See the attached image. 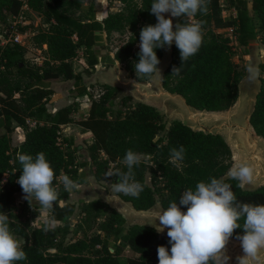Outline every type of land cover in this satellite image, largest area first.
Wrapping results in <instances>:
<instances>
[{
    "label": "trees",
    "instance_id": "trees-1",
    "mask_svg": "<svg viewBox=\"0 0 264 264\" xmlns=\"http://www.w3.org/2000/svg\"><path fill=\"white\" fill-rule=\"evenodd\" d=\"M83 0H74L80 8ZM126 5L125 11H106L99 20L92 9L86 21L75 19L65 14L57 2L52 0H27L28 7L41 14L49 24L48 30H38L32 37V45L42 50L44 64L31 67L25 64V49L14 44L0 47V115L5 122L6 133L0 135V213L7 208L27 207L30 203H18L19 194L23 193L17 183L22 175V165L17 160V153L36 156L43 152L55 172L53 186L58 187L62 174L80 185L87 179L78 175L75 166L74 151L67 150L74 144L73 139H64L62 128L71 123L78 124L86 132L93 135L94 142L90 146L89 166L92 175L99 181H110L106 176L110 166L115 165L116 173L127 172L122 162L127 150L141 154L139 165L134 166L135 180L143 185L139 197L117 193L121 200L130 203L136 210H148L157 202L167 209L171 202H177L183 192L191 188L195 190L200 181L210 182L209 178L223 179L230 184L237 201L249 204H264V186L247 191L240 182L227 177L234 166L233 152L221 135H206L184 126L181 121H174L167 127L163 115L153 105L144 102L133 103L131 95L118 98L119 87L102 84L98 100H93L88 115L74 121L73 115L77 105L71 103L60 108L56 113L48 109L53 91L48 89L51 81H75L78 87L84 83L81 73H75L73 61L78 58L80 49H84L87 74H91L101 64L99 49H105L103 33L127 31L131 33L129 40L115 54V60L121 63L139 62L137 44L140 32L147 25H155L156 17L151 13L153 0H108ZM222 0H209L208 13H197L194 17H175L179 24L202 23L203 42L198 53L182 62L180 50L172 46V62L166 69L164 87L183 95L188 103L200 111L224 112L235 106L239 98V84L245 72L234 61L238 48L248 50L258 39V32L264 31V0H229L236 16L228 19L232 29L231 35L217 32L218 14ZM26 2L24 0H0V21L7 17L20 16ZM254 15L259 20L256 25ZM166 18V17H165ZM259 27V29H258ZM22 31L26 27H21ZM76 38V40H75ZM46 47V49H45ZM168 47L155 49L160 66ZM26 78L23 104L14 96L19 91L12 84V69ZM135 69V65L131 67ZM173 68H179V74H172ZM263 88L258 97L256 110L251 124L258 135L264 138V63L259 65ZM151 77L139 76V82H148ZM81 87L80 93H85ZM33 117L36 126L29 128L27 119ZM45 123H41V121ZM13 121L25 128V140L19 147L12 146L10 133ZM66 146V148H65ZM183 146L184 159L178 165L170 162V150ZM152 175L151 184L146 174ZM115 183L119 177H113ZM58 201L54 204L50 215L64 227L32 228L26 231L22 213L9 217V228L21 242L27 259L14 264H121L119 256L128 247L137 256L127 259L126 264H159L157 249L165 246L169 250V237L159 233L155 228L135 224L127 226V220L107 201L96 199L85 203L81 209L83 217L77 225V232L83 236L67 245L56 246L58 235L71 233V219L76 213V204L68 202L70 193L64 187L58 191ZM26 195V194H25ZM160 196L158 200L157 197ZM60 200L64 204L59 203ZM39 210L40 205L36 206ZM181 210H187L181 206ZM106 217L104 231L101 235L89 234L95 230L101 218ZM238 223L241 228L234 230L232 239L243 235L244 219ZM238 240V239H236ZM120 243L111 251L109 244ZM101 245V249L96 246ZM57 249L55 253L50 250Z\"/></svg>",
    "mask_w": 264,
    "mask_h": 264
},
{
    "label": "clouds",
    "instance_id": "clouds-1",
    "mask_svg": "<svg viewBox=\"0 0 264 264\" xmlns=\"http://www.w3.org/2000/svg\"><path fill=\"white\" fill-rule=\"evenodd\" d=\"M209 0H153L151 13L157 23L147 25L140 32L139 62L135 65L137 77H151L159 72L155 49L170 48L173 43L180 50L182 62L198 53L203 42L202 23L176 24L173 30L171 17H194L198 12L208 13ZM119 63V61H118ZM249 80L255 79L258 69L249 66ZM179 74V68H173L172 74ZM185 149L183 146L170 150V162L178 165L183 161ZM17 160L22 165V175L17 183L21 186L25 199L31 205L34 198L40 205L39 212L45 217V230L54 227L58 221L50 215L59 193L53 186L56 178L54 169L43 152L35 157L17 153ZM141 154L127 150L123 163L127 172L116 173L119 182L112 184L115 193L139 197L144 190L143 185L135 180L133 168L139 165ZM231 178L240 182L241 186L253 182V169L242 165L233 167L229 173ZM113 173H106L110 177ZM61 182L66 192L73 193L80 188L78 182L63 175ZM210 182L200 181L195 190L187 189L177 202H171L169 207L158 214L162 227L168 229L170 252L165 246L157 249L159 264H228L225 247L234 230L241 228L238 221L243 218V235L236 237L241 242L244 255L238 258V264H256L264 256V204L240 203L231 186L223 179L209 178ZM61 205L64 204L60 200ZM181 206L187 208L181 211ZM27 255L22 250L21 242L10 231L9 217L0 213V264H14L26 260Z\"/></svg>",
    "mask_w": 264,
    "mask_h": 264
},
{
    "label": "rangeland",
    "instance_id": "rangeland-1",
    "mask_svg": "<svg viewBox=\"0 0 264 264\" xmlns=\"http://www.w3.org/2000/svg\"><path fill=\"white\" fill-rule=\"evenodd\" d=\"M26 4L24 5L20 16H22L21 21L17 22V20L13 17H7L6 19H1L0 21V47L13 46L12 42L9 39L16 34H23V48L25 49V54L23 56L24 62L26 65L31 67H38L44 64V57L42 50L36 49L32 45V37L38 30H48L49 24L45 17H43L38 12L32 11L28 5L27 0H24ZM140 3V0H135ZM52 2H57L59 4V8L67 15L81 20L86 21L89 17L92 9L96 11V16L99 20L102 19L103 13L106 11H111L113 13L119 11H125L127 9L126 5L120 2H110L108 0H83L82 6L78 8L74 4V0H52ZM221 10L218 14V19H220L219 24L215 27L217 32L231 35L232 29L229 26L228 19H231L236 16L235 10L230 6L229 0H222ZM252 0H249V6L251 7ZM166 18H171L173 20V25L175 30V25L179 24V19L175 17H171L170 13L164 14ZM255 23L259 26V20L256 15H254ZM17 23V24H16ZM21 27H26L25 31H22ZM259 29V27H258ZM131 36L130 32L127 31H112L103 33V41L102 43L105 45V49H99V53L101 56V64L98 66L96 70H93L91 74H87L86 70V59L84 57V49H80L79 56L77 59L73 61V69L75 73H81L84 78V83L79 87L75 83V81H51L48 83V88L53 91V96L48 104V109L51 113H56L58 108L62 105H69L74 103L77 105V111L73 115L74 121L81 120L88 115L89 109L91 107L93 100H98L101 94V85L102 84H110L119 87L120 91L118 94V98H122L127 95H131L133 97V103L144 102L150 105L155 106L160 113L164 117V121L167 127L171 126L174 121H181L182 118L174 113H170L165 105H162L157 100H152L146 97V93L161 91L164 89L163 78L165 77V70L169 67L172 62V46L166 50L164 53L163 60L158 67L159 72L157 71L154 77L145 85H141L135 79L136 71L133 70L132 64L136 65L135 60L132 63H121L115 60V54L117 51L126 44ZM76 40V38H75ZM140 41L137 44V50L140 51ZM46 49V47H45ZM234 61L239 65V68L245 72L244 78L249 77V73L247 71L249 66H253L258 69L259 75L255 78L256 80L261 78V73L259 70V65L264 63V31L258 32V39L256 42H253L247 52L243 48H238L236 54L234 56ZM4 72V67L0 69V76ZM11 82L13 85H17L19 87V91H17L14 96L19 100L21 104H23V97L25 95V86L27 84V79L23 78L16 68L12 69V77ZM81 87H85V93H80ZM166 90V89H164ZM0 96H3L0 94ZM235 106L231 109L232 111L237 107ZM1 106V105H0ZM230 110V111H231ZM226 113H207L208 116H221ZM41 123H45V121H41ZM29 128H34L36 126V120L33 117H29L27 119V124ZM6 133L5 122L3 117L0 115V135ZM26 130L25 128L19 126V124L13 121V131L10 133L12 139V146L19 147L25 140ZM62 135L64 139H73L74 144L71 147H67V150L73 152L75 158V166L78 169V175L84 176L87 179V183L81 188L80 191L76 189L73 191L77 194H74L68 202H72L76 204V213L71 219V233H63L61 232L57 240L55 241L56 246L59 248L61 245H67L73 242L76 239L81 238L83 235L77 232V225L83 217L81 213V209L83 205L89 201L96 199H104L110 203L114 208L122 207L121 205H125L127 209L123 212V209L120 208L118 211H122V215L127 220V226H132L135 224H145L148 221L146 220L149 214L160 213L161 205L159 202L155 205V209L151 211V213H147L145 215L139 216V214H127L130 212L131 204L126 203L120 199V197L112 190L111 185L115 184L113 181V177L116 174L115 165H111L109 172L113 173L110 176V181H99L93 175L89 168V166H84L86 163L90 161V146L93 144L94 139L93 135L90 132H86L83 128H81L76 123H71L62 128ZM66 148V146H65ZM239 158V157H237ZM235 158V164H237L238 159ZM234 167V166H233ZM108 172V173H109ZM67 175V174H62ZM61 176V177H62ZM68 176V175H67ZM60 177V178H61ZM146 180L149 184H151L152 175L147 172ZM63 188V184L59 182L58 187H56L57 191ZM160 199V196L157 197ZM18 203L19 200L17 201ZM24 202V201H22ZM39 203L33 198L31 200V205L29 204L27 207L17 206L16 208H7L3 212L8 216L12 214H16L18 212L22 213V221L23 225L26 226V231L29 232L32 228L44 227L45 226V217L35 208ZM131 215V216H129ZM152 216V215H151ZM143 217L144 219H141ZM150 219H153L151 217ZM106 217L101 218V220L96 225L95 230L89 234V237L93 235H101L102 238H105L106 232L104 231ZM153 224V223H151ZM65 222L57 223L56 227H64ZM158 232L164 235H167V229L161 231L160 228H157ZM14 235L15 233L11 231ZM16 237V235H15ZM17 238V237H16ZM120 245V243L109 244V247L112 252H114V248ZM96 249H101V245L96 246ZM124 252L119 256V260L121 264H126L127 259L131 257L137 256L131 249L128 247L124 248ZM57 249L50 250L52 253H55Z\"/></svg>",
    "mask_w": 264,
    "mask_h": 264
},
{
    "label": "water",
    "instance_id": "water-1",
    "mask_svg": "<svg viewBox=\"0 0 264 264\" xmlns=\"http://www.w3.org/2000/svg\"><path fill=\"white\" fill-rule=\"evenodd\" d=\"M137 82L141 85H145L149 81ZM262 88L263 81L261 78L260 80H249V78H243L239 84L237 107L233 111L231 110L232 108L230 109L231 111H224L223 113H226L224 115L214 117L208 116L207 113L222 112L200 111L196 107L190 105L183 95L173 93L165 87L164 89L166 90L162 89L161 91L146 93V97L152 100H157L162 105H165L170 113L180 116L182 118V124L193 131L203 132L206 135L223 136L230 146L233 155L234 152L239 155L240 160L234 165V167L242 165L252 167L253 182L251 184L243 185V189L247 191H254L264 186V138L257 134L251 124V118L256 110L257 100ZM227 177H230V175L228 174ZM121 206L122 207L115 208H118V210L122 208L124 213L128 212L125 211L127 209L124 207L125 205ZM154 209L155 206L148 210H136L131 205V209H128L130 212L127 214H131V212H133L132 214L138 213L139 216H142L147 213H151ZM164 210L166 209L161 206V212ZM181 211L186 212L185 210ZM118 212L121 213L122 211ZM158 214L159 213H154V215L149 214L146 218L148 222L141 225L149 226L155 228L156 230L157 228L162 227L158 221ZM151 217H153V219H150ZM141 219L144 218L141 217ZM224 251L225 255L229 258L228 264H238V258L244 255L241 242L232 238L229 239ZM256 264H264V256H261L260 260L257 261Z\"/></svg>",
    "mask_w": 264,
    "mask_h": 264
},
{
    "label": "built area",
    "instance_id": "built-area-1",
    "mask_svg": "<svg viewBox=\"0 0 264 264\" xmlns=\"http://www.w3.org/2000/svg\"><path fill=\"white\" fill-rule=\"evenodd\" d=\"M21 18H22V16H19V17L15 18V19L17 20V22H20V21H21ZM16 24H17V23H16ZM23 37H24V35L21 34V33L16 34L15 36H12V37L9 39L10 41H8L7 43L12 42L13 44H18V45H20V46H23V40H22Z\"/></svg>",
    "mask_w": 264,
    "mask_h": 264
},
{
    "label": "crops",
    "instance_id": "crops-1",
    "mask_svg": "<svg viewBox=\"0 0 264 264\" xmlns=\"http://www.w3.org/2000/svg\"><path fill=\"white\" fill-rule=\"evenodd\" d=\"M254 42H256V41H254ZM49 88H53V87H49ZM65 106H67V105H62L60 108H62V107H65ZM60 108H58L57 110H59ZM85 184H83L80 188H78V189H76L77 191H80L81 190V188L84 186ZM74 194H77V193H75V192H73V193H71L70 194V199L73 197V195ZM19 202H21V203H23L22 201H28L27 199H25V194H19ZM104 200V199H103ZM106 201V200H105ZM108 202V201H107ZM28 203H29V201H28ZM59 223V222H58Z\"/></svg>",
    "mask_w": 264,
    "mask_h": 264
},
{
    "label": "bare ground",
    "instance_id": "bare-ground-1",
    "mask_svg": "<svg viewBox=\"0 0 264 264\" xmlns=\"http://www.w3.org/2000/svg\"><path fill=\"white\" fill-rule=\"evenodd\" d=\"M237 157H239V155L236 153V152H234V160H235V158H237ZM238 159V161L240 160V158H237Z\"/></svg>",
    "mask_w": 264,
    "mask_h": 264
}]
</instances>
